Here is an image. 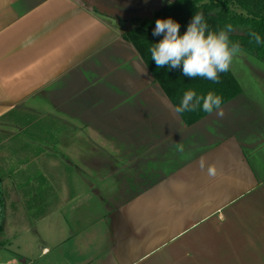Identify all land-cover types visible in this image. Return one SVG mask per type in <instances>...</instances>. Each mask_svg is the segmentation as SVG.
<instances>
[{
  "label": "crops",
  "instance_id": "1",
  "mask_svg": "<svg viewBox=\"0 0 264 264\" xmlns=\"http://www.w3.org/2000/svg\"><path fill=\"white\" fill-rule=\"evenodd\" d=\"M143 3L0 0L11 264H264V88L187 126L123 38Z\"/></svg>",
  "mask_w": 264,
  "mask_h": 264
},
{
  "label": "trees",
  "instance_id": "2",
  "mask_svg": "<svg viewBox=\"0 0 264 264\" xmlns=\"http://www.w3.org/2000/svg\"><path fill=\"white\" fill-rule=\"evenodd\" d=\"M198 12L203 13L209 30L218 31L231 24L234 31L229 34L230 40L239 42L242 51L246 54L264 61V0H176L151 17L131 19L133 27L123 38L134 46L153 78L163 88L175 108L180 105L185 91L193 89L201 96L206 95L209 91L221 96L223 102L220 109H222L243 94L231 70L220 74L219 83H214L201 77H186L183 75L182 69H170L167 66L157 68L151 59L150 48L163 38V35H153L156 20L172 18L180 23V31L183 34L193 15ZM253 32L261 36V44H256L249 35ZM220 109L207 113L202 110L201 106L195 111L179 113V115L187 126H195ZM3 213L0 205V223ZM0 231H2L1 226Z\"/></svg>",
  "mask_w": 264,
  "mask_h": 264
},
{
  "label": "clouds",
  "instance_id": "3",
  "mask_svg": "<svg viewBox=\"0 0 264 264\" xmlns=\"http://www.w3.org/2000/svg\"><path fill=\"white\" fill-rule=\"evenodd\" d=\"M169 4L172 0H168ZM181 25L172 18L157 19L153 31L154 36L163 38L150 48L151 59L157 68L182 69L184 76L189 78L201 77L219 83L220 74L230 70L234 59L242 52L239 42L230 40L229 34L234 31L231 24L218 31L209 30L203 13H195L181 34ZM256 44H261V36L255 32L249 33ZM222 97L213 91L206 95H198L193 89L185 91L180 105L176 108L177 113L195 111L202 106V110L212 113L220 109ZM219 117L223 111H216ZM201 169H207L210 178L217 177L219 166L209 163L206 156L199 160Z\"/></svg>",
  "mask_w": 264,
  "mask_h": 264
},
{
  "label": "rangeland",
  "instance_id": "4",
  "mask_svg": "<svg viewBox=\"0 0 264 264\" xmlns=\"http://www.w3.org/2000/svg\"><path fill=\"white\" fill-rule=\"evenodd\" d=\"M176 0H172V3L175 2ZM143 6L145 11L139 16L141 17H151L152 15H155L157 12L161 11L162 9L166 8L169 6L168 0H143ZM149 2H155L152 4V10H149L145 4ZM171 3V4H172ZM231 69L233 70L234 74L238 78V82L241 85L242 89L246 91L247 94L249 95H254L261 90L263 92L264 88V61L258 60L256 57L252 55L246 54L244 51H242L236 59H234L233 64L231 66ZM238 100V99H237ZM235 100V101H237ZM241 100V98H240ZM251 111V110H250ZM2 167L0 168V171H4V168H7L6 164L1 163L0 164ZM6 166V167H5ZM18 207V206H17ZM75 207H78L80 210L75 211L71 214V217L73 216L71 222V233H76L78 232L81 227L77 225L76 222V217L77 214H90V219L93 220V222L98 221L99 215L97 213H92L91 211L88 210L89 208L87 204L82 205V204H75ZM10 208V207H9ZM19 210V209H18ZM72 210V209H71ZM20 216L22 217L24 212L23 211H17ZM19 217V218H21ZM13 217L10 215V209H7L6 212V218H5V231L6 234H0V252L3 250L1 248H6L7 247V239L9 237V231L13 232V228H11L12 220ZM58 230V229H57ZM34 232V231H33ZM34 235V233H33ZM35 236V235H34ZM45 240L46 238L43 237ZM48 240V239H47ZM45 243H37L35 244L36 248L35 251L37 252V256H40L42 253V248L44 247ZM49 245V244H48ZM15 250V249H14ZM22 253V252H19ZM58 253V252H57ZM55 252V249H51V254L47 257H42L43 262L42 264H49L50 262L55 264L56 259L58 258L59 253L57 254ZM14 259H18L17 256H13ZM11 255H7L6 253H0V264H11L9 261H14ZM161 260L165 261L167 260V253L164 254L162 258L155 259L154 261H148L145 264H160L162 262ZM19 264V261H16V264ZM163 263V264H164ZM40 264V263H39Z\"/></svg>",
  "mask_w": 264,
  "mask_h": 264
}]
</instances>
